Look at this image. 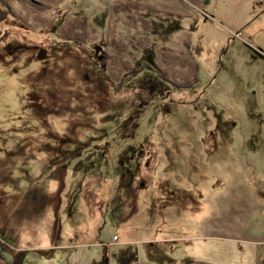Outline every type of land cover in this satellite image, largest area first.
<instances>
[{
	"label": "rangeland",
	"instance_id": "374dc122",
	"mask_svg": "<svg viewBox=\"0 0 264 264\" xmlns=\"http://www.w3.org/2000/svg\"><path fill=\"white\" fill-rule=\"evenodd\" d=\"M0 242L264 264V0H0Z\"/></svg>",
	"mask_w": 264,
	"mask_h": 264
},
{
	"label": "trees",
	"instance_id": "16d2710c",
	"mask_svg": "<svg viewBox=\"0 0 264 264\" xmlns=\"http://www.w3.org/2000/svg\"><path fill=\"white\" fill-rule=\"evenodd\" d=\"M0 247L2 249L3 252H7L9 251L11 253L12 256V264H23L24 258H25V251H15L11 248H9L8 246L5 245L4 242H0ZM0 264H7L5 263L3 260V258L0 255Z\"/></svg>",
	"mask_w": 264,
	"mask_h": 264
},
{
	"label": "built area",
	"instance_id": "2783aa9c",
	"mask_svg": "<svg viewBox=\"0 0 264 264\" xmlns=\"http://www.w3.org/2000/svg\"><path fill=\"white\" fill-rule=\"evenodd\" d=\"M114 240H116V237H114Z\"/></svg>",
	"mask_w": 264,
	"mask_h": 264
},
{
	"label": "crops",
	"instance_id": "0c3cea01",
	"mask_svg": "<svg viewBox=\"0 0 264 264\" xmlns=\"http://www.w3.org/2000/svg\"><path fill=\"white\" fill-rule=\"evenodd\" d=\"M92 264H96L95 262H93Z\"/></svg>",
	"mask_w": 264,
	"mask_h": 264
}]
</instances>
